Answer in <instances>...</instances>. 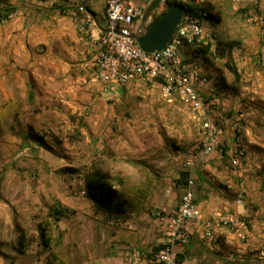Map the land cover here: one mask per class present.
Here are the masks:
<instances>
[{
  "label": "crops",
  "instance_id": "1",
  "mask_svg": "<svg viewBox=\"0 0 264 264\" xmlns=\"http://www.w3.org/2000/svg\"><path fill=\"white\" fill-rule=\"evenodd\" d=\"M1 1L16 8L11 23L15 53L1 59L3 77L13 74L15 81L1 103L14 107V121L29 122V129L44 139L46 150L27 137V129L30 148L44 150L49 171L60 168L64 174L82 176L78 196L67 184L61 189L57 202L64 213L50 227L60 263L151 264V253L166 240L168 221L160 222L155 211H170L179 204L185 183L176 181L186 171L184 163L192 160L194 202L201 218L185 224L188 242L175 247L177 264H264L259 255L264 254V25L251 21V1L209 0L219 19L204 21L207 59L182 51L185 62L197 63L206 80L193 82L203 103L218 97L216 106L198 109L221 128L218 145L209 154L202 152L204 121H154L157 111L173 108L172 98L161 95L158 83L137 79L107 88L98 81L96 41L105 25V0ZM257 12L264 16V0H259ZM216 42H235L229 59L214 53ZM226 62L236 69V79ZM134 94L151 96L149 119L121 118L127 109L124 98ZM236 120L243 125L239 137L234 135ZM54 138L59 140L58 156L49 145ZM237 148L242 154L234 168L231 160ZM93 171L109 176L115 197L96 203L85 196L84 175ZM52 189L37 185L21 197L32 204L48 201ZM239 194L242 203L236 202ZM227 212L245 228L221 226L207 236L205 221ZM22 217L29 228L23 237L31 240L21 253L19 243L13 248L19 252L14 264H44L46 253L37 255L42 248L39 220ZM14 227L22 233L17 224Z\"/></svg>",
  "mask_w": 264,
  "mask_h": 264
},
{
  "label": "built area",
  "instance_id": "2",
  "mask_svg": "<svg viewBox=\"0 0 264 264\" xmlns=\"http://www.w3.org/2000/svg\"><path fill=\"white\" fill-rule=\"evenodd\" d=\"M174 3L189 4L196 7L197 14L183 13L178 25L168 42L160 51L144 52L134 39L143 27L140 20L143 7L133 0H105L104 2V29L101 31L96 46L98 49L95 62V75L98 81L107 88L121 87L134 80L156 82L159 85L161 95L167 99L175 97L184 105L194 109H208L218 104V97L212 96L208 103H203L193 86L194 80L200 77L199 65L195 62L187 63L182 58L183 49L189 51L205 45L204 21L208 18L209 0H170ZM239 4L243 0H231ZM252 14L250 19L259 25H264V16L257 12L259 0H250ZM155 14L162 12L157 8ZM149 17L146 25L151 22ZM89 23V18L84 19ZM236 120L233 123L234 135H241L243 125ZM204 144L202 152L211 153L218 145V136L221 128L212 120L206 118L202 123ZM242 150L237 148L231 160V166L238 167V157ZM186 168L185 184L179 204L172 210L157 209L155 215L160 222L167 221L166 240L158 246L150 258L151 264H177L176 246H184L188 242V234L185 232V224L201 218V211L194 202L193 180L191 172L194 161L184 163ZM83 194V192H82ZM243 197L239 194L237 203H242ZM227 226L233 230L244 229V223L230 212L213 216L205 221L206 235L210 236L215 228ZM139 257L137 251L134 252ZM264 256L263 253H259Z\"/></svg>",
  "mask_w": 264,
  "mask_h": 264
},
{
  "label": "rangeland",
  "instance_id": "3",
  "mask_svg": "<svg viewBox=\"0 0 264 264\" xmlns=\"http://www.w3.org/2000/svg\"><path fill=\"white\" fill-rule=\"evenodd\" d=\"M9 1L14 4L17 2V0ZM133 1L140 6L142 5L143 9L150 2V0ZM158 8L164 9L163 1ZM155 11L151 14L152 18L157 15ZM15 18L16 15L13 14L10 19L0 22V250L3 253L0 254V258L4 264H14L16 256L19 255V252L13 250V248L19 247L17 243H19L18 236L20 234L14 225L17 224L20 227L23 236L29 230L27 226L28 222L23 221L24 218L22 216L35 219V221L46 219L48 205L51 202L53 203V201L55 203L59 202L58 196L62 195L61 189L64 185L67 184L72 189L71 192L78 196L81 190L82 179V176L77 172L64 174L59 171L60 168L59 170L57 168L56 171H49L48 158L46 154H43L44 150L41 152L33 151L30 148L31 142L26 139V132L30 123L14 121L16 118L14 107L7 108L5 104L1 103V98H4L6 96L5 93L8 91L7 87H9L11 82L15 81L13 74L8 76L7 80L3 77L6 74L2 68L3 63H1L2 57L7 56L11 59V56L15 53L16 34L15 28L13 29L11 25ZM149 85L147 84V86ZM171 102L173 108L168 107L159 112L157 111L156 117H153L154 121H200V124L201 121H205V111L184 105L173 97ZM151 103L152 99L149 94H134L132 97H125L124 105L127 104V111H122L121 118H124L126 121H145V119H149L146 110ZM193 116L196 117L194 120H192ZM9 119H12V121H8ZM53 140L55 142L48 143L53 146L51 152H54L58 156L60 155L57 150L59 140L57 138ZM42 147L45 149L44 146ZM59 163L60 161L58 162L57 159L56 165H59ZM16 184L20 186L18 191L12 190ZM37 185H44L45 188L50 187V189L53 187L52 191L54 192H52V195L50 194V200L47 201L43 197L45 200L33 204L30 201L23 200L21 194L27 193L25 189H35ZM6 187L8 188L7 194H5ZM32 194H35L34 190L31 196ZM11 230L17 234L12 235ZM27 239L24 237L23 243L20 242L22 251L24 250L25 243L31 240L30 238ZM44 253L46 251L41 248L37 255L41 256Z\"/></svg>",
  "mask_w": 264,
  "mask_h": 264
},
{
  "label": "trees",
  "instance_id": "4",
  "mask_svg": "<svg viewBox=\"0 0 264 264\" xmlns=\"http://www.w3.org/2000/svg\"><path fill=\"white\" fill-rule=\"evenodd\" d=\"M164 3V9L162 12H160L158 15L154 16L151 20L154 21L156 19H159L168 8H170L173 5H179L183 8L184 13H192L197 14L196 7L189 5V4H182V3H174L170 0H163ZM15 7L12 5H9L7 3H4L0 0V22L8 20L14 13H15ZM207 9L209 10L208 18L211 20H218L219 16L217 13L213 11V8L211 5H207ZM150 22V23H151ZM149 23V24H150ZM235 45V42H216L215 44V51L214 53L219 56H227V59H229L230 56V50ZM192 54H201L203 60H206V55L209 53V45H201L199 47H196L194 50L190 51ZM226 67L234 74L235 79L237 78V72L236 69L228 65L226 62ZM28 138L33 140L35 143L39 145H45L44 139L35 133H33L28 128ZM74 171V170H70ZM186 173L181 172L180 179H178L176 182L179 183L180 181L182 183H185ZM83 189L85 196L96 203H102L105 202L107 199H111L117 195V191L115 187L113 186V183L111 182V179L109 176L100 171H93L92 173H88L84 175V181H83ZM63 209L59 206L58 203H52V205L48 209V216L51 217L52 221H49L48 219L40 220L38 222V233H39V242L43 250L46 251V256L44 259V264H53V262L60 261L52 249L51 246V237L49 235L50 227L52 223L58 222L60 217L63 216ZM23 234L20 232L18 236L19 245L20 242L23 240ZM156 249V248H155ZM19 252H23L21 249H19ZM151 258V256L149 257ZM179 255L176 254V260L178 261Z\"/></svg>",
  "mask_w": 264,
  "mask_h": 264
},
{
  "label": "water",
  "instance_id": "5",
  "mask_svg": "<svg viewBox=\"0 0 264 264\" xmlns=\"http://www.w3.org/2000/svg\"><path fill=\"white\" fill-rule=\"evenodd\" d=\"M163 0H150L143 9L140 25L143 30L134 36L139 48L144 52L160 51L170 39L181 17L183 8L173 5L159 18L146 25L151 14L159 7Z\"/></svg>",
  "mask_w": 264,
  "mask_h": 264
}]
</instances>
